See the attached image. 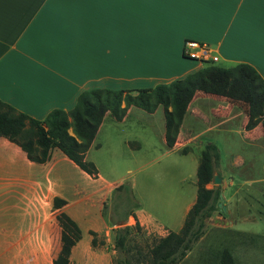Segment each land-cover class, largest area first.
I'll return each instance as SVG.
<instances>
[{
	"label": "crops",
	"instance_id": "0c3cea01",
	"mask_svg": "<svg viewBox=\"0 0 264 264\" xmlns=\"http://www.w3.org/2000/svg\"><path fill=\"white\" fill-rule=\"evenodd\" d=\"M187 39L264 79V0H0V101L42 121L102 83H170L202 67L182 58ZM182 133L181 125L169 150ZM116 186L87 176L57 149L44 164L30 162L0 137V264H112L113 228L102 209ZM140 211L138 224L152 226Z\"/></svg>",
	"mask_w": 264,
	"mask_h": 264
},
{
	"label": "rangeland",
	"instance_id": "374dc122",
	"mask_svg": "<svg viewBox=\"0 0 264 264\" xmlns=\"http://www.w3.org/2000/svg\"><path fill=\"white\" fill-rule=\"evenodd\" d=\"M116 40L119 37L115 43ZM147 46L148 42L142 47ZM115 47L123 50L122 38L121 44ZM206 47L209 51L207 61L186 59L202 67L237 65L219 58L212 51L214 46ZM116 48L115 61L121 65L122 55H117ZM213 57L217 61L208 60ZM123 83L111 81L110 85L102 83L101 86L112 90L145 88L142 87L144 83L137 81ZM153 84L158 85L155 81ZM129 111L125 122H115L109 117L103 120L95 138L99 147H92L86 159L94 164L98 177L129 187V192L123 190L122 193L130 195L134 204L122 206V213L129 209L135 213L140 209L141 216L145 215L152 225L142 227L139 224V232L135 229L132 232L127 254L129 263L146 264L144 243L154 244L171 233L169 231L177 233L181 229L186 207L195 202L200 153L207 143H212L220 155L216 172L221 183H210L207 188L219 189L221 207L205 221L203 236L178 264H217L223 250L229 251L238 264H264V130L257 127L245 130L246 106L219 97L195 95L183 118V137L176 151L164 144L162 107L153 114L137 108ZM126 141H129L128 146ZM113 191L102 209V216L110 227L115 222L110 217L112 201L116 198ZM134 223L129 225L133 228ZM113 240L111 232V262L116 256Z\"/></svg>",
	"mask_w": 264,
	"mask_h": 264
},
{
	"label": "trees",
	"instance_id": "16d2710c",
	"mask_svg": "<svg viewBox=\"0 0 264 264\" xmlns=\"http://www.w3.org/2000/svg\"><path fill=\"white\" fill-rule=\"evenodd\" d=\"M186 41L190 40H184L182 48ZM181 56L186 59L182 50ZM197 93L218 96L245 105L248 119L245 130H252L258 125L264 129V79L252 66L239 63L229 68L206 65L182 79L153 87L89 89L78 95L70 111L53 110L42 121L20 113L0 101V137L20 147L27 159L36 164H44L50 152L57 149L80 171L96 179L97 169L93 163L85 160V155L106 117L121 122L130 108L153 114L158 107H162L165 120L164 144L166 148L172 149L183 118ZM219 159L217 147L207 143L200 153L196 169L195 202L177 233H168L154 244L144 243L146 264H178L203 236L205 221L218 208L220 200L218 188H207L212 183ZM123 190L130 191L129 187L123 185L114 188L113 194L116 198L112 201L110 217L115 222L131 217L135 223L133 228L127 225L112 229L113 251L116 254L112 258L113 264H130L127 260L128 244L134 229L137 233L140 230L133 210L122 213V206L134 204L130 195L124 196ZM90 235L95 246L96 235ZM219 264H235L229 251H222Z\"/></svg>",
	"mask_w": 264,
	"mask_h": 264
},
{
	"label": "built area",
	"instance_id": "2783aa9c",
	"mask_svg": "<svg viewBox=\"0 0 264 264\" xmlns=\"http://www.w3.org/2000/svg\"><path fill=\"white\" fill-rule=\"evenodd\" d=\"M182 54L191 60L195 61H207V58L209 57V51L208 48L195 41H186L184 43L183 49H182ZM213 62L217 61L216 57H213L212 59Z\"/></svg>",
	"mask_w": 264,
	"mask_h": 264
},
{
	"label": "water",
	"instance_id": "95a60500",
	"mask_svg": "<svg viewBox=\"0 0 264 264\" xmlns=\"http://www.w3.org/2000/svg\"><path fill=\"white\" fill-rule=\"evenodd\" d=\"M220 183H221V180H220L219 176L217 174H214L212 184L213 185H219ZM218 207H221V203L218 204ZM131 222H132V219L120 220V221L115 222L112 225V228L114 229V228L124 227V226L129 225Z\"/></svg>",
	"mask_w": 264,
	"mask_h": 264
}]
</instances>
